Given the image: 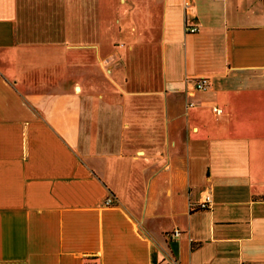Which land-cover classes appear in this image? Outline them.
I'll use <instances>...</instances> for the list:
<instances>
[{"label": "crops", "instance_id": "1", "mask_svg": "<svg viewBox=\"0 0 264 264\" xmlns=\"http://www.w3.org/2000/svg\"><path fill=\"white\" fill-rule=\"evenodd\" d=\"M0 264H264V0H0Z\"/></svg>", "mask_w": 264, "mask_h": 264}, {"label": "built area", "instance_id": "2", "mask_svg": "<svg viewBox=\"0 0 264 264\" xmlns=\"http://www.w3.org/2000/svg\"><path fill=\"white\" fill-rule=\"evenodd\" d=\"M188 31L193 33V34H195V33L198 32V29L197 28H189ZM208 88H209V83H208V81L206 79H201V80L198 81L197 86H196V90L197 91H206ZM214 112L218 116L222 115V113H223V111L220 110V109H214ZM203 193L206 195L205 203H204L205 206L203 208H206V207L212 205L213 198H212L211 193H209L208 190L204 191ZM106 204L107 205H112L113 201L112 200H108ZM180 235H181V233L179 231H176L175 234H174V238H178Z\"/></svg>", "mask_w": 264, "mask_h": 264}, {"label": "trees", "instance_id": "3", "mask_svg": "<svg viewBox=\"0 0 264 264\" xmlns=\"http://www.w3.org/2000/svg\"><path fill=\"white\" fill-rule=\"evenodd\" d=\"M200 210V209H199Z\"/></svg>", "mask_w": 264, "mask_h": 264}]
</instances>
